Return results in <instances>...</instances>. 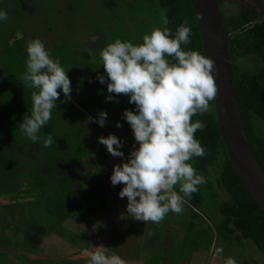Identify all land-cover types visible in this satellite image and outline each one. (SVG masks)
Masks as SVG:
<instances>
[{"label": "trees", "instance_id": "obj_1", "mask_svg": "<svg viewBox=\"0 0 264 264\" xmlns=\"http://www.w3.org/2000/svg\"><path fill=\"white\" fill-rule=\"evenodd\" d=\"M22 1L31 10L30 15L33 16L39 4L34 2L27 4V0ZM30 1L32 0L28 2ZM124 1L111 0L110 5L116 6ZM219 1L228 33H234L264 16L262 1L242 0V6L238 5L236 12L225 10V2L232 4V1L236 0ZM149 2L153 4L146 6L145 2V15L147 17L153 15L152 26L168 27L172 33H175L176 28L187 20L192 28L191 43L182 47L205 55L198 18L191 0H150ZM73 3L70 2L69 5ZM143 3L141 0H136V7L142 8ZM162 14H166L169 19L166 26L161 21ZM141 29L142 27L136 29V35ZM152 30L153 28L148 29L145 33H150ZM139 41L143 42V36ZM229 44L242 117L257 156L264 167V20L237 33L230 39ZM209 103L210 107L206 113H198L192 117L193 121L201 120L206 124L203 131L198 130L195 133L196 138L205 147L206 155L193 157L190 163L206 178L205 185H210L209 181L216 182L220 199L218 211L223 220L208 234L207 242L202 236L195 242L209 243L207 246L211 247L216 240L214 244L216 248L220 247V242L237 241L245 248L247 247L245 240L250 239L264 255V210L237 176L218 127L215 102L213 100ZM6 115L0 119V197L9 202L0 204V246L6 247L5 241L8 239L5 235L6 229L13 227L15 248L39 253L44 238L52 233L63 235V238L73 243L78 235L67 236L64 229L67 220L73 221L79 227L80 234L82 230L94 231L95 227H100L104 223L109 225L115 209L126 212L123 205L127 202V197L121 198L118 195L123 184L113 186L110 181L114 165L126 162L125 156L114 157L110 153L104 155L105 151L102 147L98 148L97 161L102 159L99 170L92 155L95 148L85 153L84 148L79 151L73 144L75 141H82L84 132L70 130L63 142H59L58 137H54V126L46 125L40 130V140L33 143L20 130L19 114L13 120L15 127L5 132V127L9 125ZM77 118L76 116L75 119L78 120ZM48 135L53 137V144L44 147L43 141ZM102 173H105L107 180L110 181L108 183L112 188L110 192L106 190L109 187L102 186ZM212 173L216 175L211 177ZM40 187L47 188L44 190L45 193L43 189L41 192ZM201 187L203 186L199 185L198 191L192 193L189 198L191 203L189 208L195 219L202 218L193 209L200 207L204 200ZM222 191L226 194L223 195ZM25 203H29V209L26 208ZM165 220L166 218H163L162 222L158 223L151 221L159 239L169 236L165 233L169 229ZM136 223L145 222L136 220ZM161 230L162 233L159 232ZM179 231L176 230L175 233ZM91 246L89 242L80 251L83 252ZM0 254L1 264H5L3 253ZM23 257L27 264H34L26 255Z\"/></svg>", "mask_w": 264, "mask_h": 264}, {"label": "rangeland", "instance_id": "obj_2", "mask_svg": "<svg viewBox=\"0 0 264 264\" xmlns=\"http://www.w3.org/2000/svg\"><path fill=\"white\" fill-rule=\"evenodd\" d=\"M28 1L27 4L31 2L39 4V8L33 13V16L30 15L31 10L22 0H0V9H4L8 13L7 19L0 21V119L7 114L9 121V125L4 129L5 132L15 127L13 120L18 117L17 114L20 115L18 120L20 123L25 114L30 115L28 107H31V93L34 89L25 86L21 76L26 70V44L30 39L38 37L44 42L46 48L51 50L52 57L58 58L66 70L70 69L67 74L73 88L72 99L63 102L64 95L61 93L57 108L52 110L51 119L46 124L54 126V137H58L59 142H63L70 130L75 129L74 132L77 131L78 133L84 132L82 141L86 144L80 140L72 142L79 151L84 148L85 153L95 148L92 155L97 168L100 170L102 159L97 161L96 151L102 147L105 151L104 155L109 152L106 146L98 141V137L113 133L123 141L122 151L127 159L135 143V138L133 130L129 123L123 119L122 113L126 108L135 109V104L129 103V97L125 94H118L113 101L106 100L108 95L107 84H101L97 79V75L104 72L99 52L117 38L131 40L133 43L139 44L140 37L144 36L148 29L157 28L152 26L153 15L152 17L145 15L146 6L153 3H150V0H141L144 3L142 8H138L136 7V0H130V2L125 0L116 6L110 5L111 0ZM73 1L76 3L74 4ZM258 1L263 2L261 5L264 9V0ZM70 2L73 5H69ZM145 2L147 3L146 6H144ZM241 3L242 0L232 1V4L227 1L225 2V10L236 12L237 6H242ZM140 27L142 29L136 35V29ZM93 35H98L99 39L92 41ZM89 49L93 50L94 55L89 54ZM101 110L108 113L105 126L101 127L95 122H87L88 116L97 117ZM76 116L78 120L75 119ZM117 121L122 123V127H116ZM214 175L216 174L212 173L211 177ZM101 177L103 178L102 186L109 187L106 190L110 192L112 190L108 184L110 181L107 180L105 173H102ZM209 183L210 185L202 184L201 193L204 199L202 204L197 209L193 208L201 215V219L193 218L189 208L191 205L189 198H185L182 212L179 214L169 212L165 215V221L168 223L173 221L174 227L180 224L175 228V232L180 230L179 233H175L176 235L172 237L159 239L155 234L154 227H152L153 224L149 221L144 223L148 227L146 230L149 236L147 234L145 237L137 236L136 242L133 244L131 238L135 236H131L125 230H119L115 233L112 231L127 224L125 217L127 211L123 213L121 209H115L111 216L112 222L109 225L104 223L100 227H95L94 231L85 232L82 230V233L79 234V227L73 221H65L64 226L66 228L64 229L67 236L71 234L72 237H76L78 235L73 243L63 238V235L59 234V236L52 233L44 238L39 253L16 249L15 236H13L14 229L7 227L6 247L0 246V252L3 253L2 258L5 260V264H27L23 255H26L34 264H86L90 253L95 250L93 248L95 244L83 252L79 250L89 242L93 244V242L100 241L99 244L109 247L111 252L119 254L126 261H132L136 256L137 259L145 262L136 261V264H149L147 262L159 264L158 261L168 262L171 259L172 264H181V255L190 253L192 248L197 246L198 242L195 240L202 236L207 242L211 228H215L216 224L223 220L218 211L220 199L216 182L209 181ZM40 189L42 192V189L44 191L47 188L40 187ZM176 189L178 191L179 184L176 185ZM47 194L51 193L47 192ZM222 194L225 195L226 193L222 191ZM181 195L183 194L181 193ZM8 202L9 200L0 197V204ZM110 202L113 205V201ZM25 206L30 208L29 203H25ZM127 219L130 220L131 218L127 216ZM141 231L142 229L138 227L136 234L138 235ZM201 231L203 232L200 233ZM159 232L162 233L163 230ZM165 233L168 234V231L166 230ZM104 237L106 238L102 240ZM245 242L247 247L251 249L250 251L264 261V255L257 245L250 239H246ZM238 243L237 241L231 243L225 241L220 242L219 246L223 248V253H244L246 249ZM129 248L133 254L128 253L130 252ZM76 252L82 254L75 255ZM81 256L82 258H80ZM77 259L79 260L77 261Z\"/></svg>", "mask_w": 264, "mask_h": 264}, {"label": "clouds", "instance_id": "obj_3", "mask_svg": "<svg viewBox=\"0 0 264 264\" xmlns=\"http://www.w3.org/2000/svg\"><path fill=\"white\" fill-rule=\"evenodd\" d=\"M7 16V11L0 9V21ZM161 21L168 25L166 14L161 15ZM191 32V25L184 20L175 33L168 27L154 28L143 36L142 43L117 38L99 52L104 72L97 79L107 84L106 100L113 101L118 94H125L129 103L135 104V109L126 108L122 113L133 130L135 143L126 162L114 165L110 181L113 186L123 184L118 195L127 197L126 215L145 224L158 223L169 212H182L185 198L206 183V178L189 163L193 157L206 155L205 147L195 136L206 124L193 121L192 117L209 110V102L217 98L218 87L214 59L182 47L191 43ZM91 39L96 41L99 36L93 35ZM26 52V70L21 80L34 91L28 107L30 115H24L19 127L23 135L37 143L61 93L63 102L71 101L73 88L67 74L70 69L66 70L58 58L52 57L40 38L30 39ZM89 54L94 55L92 49ZM107 115V111L101 110L97 117L88 116L87 122L103 127ZM116 127H122V123L117 121ZM98 141L112 156H125L123 141L117 135H102ZM52 144L53 137L48 135L43 146ZM222 253V247L213 251L214 256ZM86 264L136 262L126 261L100 244L90 253ZM223 264H237V260L228 256Z\"/></svg>", "mask_w": 264, "mask_h": 264}, {"label": "water", "instance_id": "obj_4", "mask_svg": "<svg viewBox=\"0 0 264 264\" xmlns=\"http://www.w3.org/2000/svg\"><path fill=\"white\" fill-rule=\"evenodd\" d=\"M191 3L198 18L204 54L215 61L214 79L218 95L214 102L218 127L230 162L242 184L264 210V167L242 117L229 44L237 33L263 21L264 16L234 33H228L219 0H191Z\"/></svg>", "mask_w": 264, "mask_h": 264}, {"label": "crops", "instance_id": "obj_5", "mask_svg": "<svg viewBox=\"0 0 264 264\" xmlns=\"http://www.w3.org/2000/svg\"><path fill=\"white\" fill-rule=\"evenodd\" d=\"M127 203H128V201L123 205L125 209H126ZM122 210H123V207H122ZM126 211H127V209H126ZM125 217H126L127 224H125V226H123L122 228L117 227L116 230L113 229L114 230V233L116 231H119V230H125L126 232H128L129 234H131V236H135V237H132L131 238L133 240V244L136 242L137 236H140V237L143 236V237H145L146 234L149 236L148 231L146 230L147 227H145L144 223L138 224V223H136V220L134 221L132 219H130V220L127 219V215H125ZM174 224L175 223L173 221H171V222H169L167 224V226L169 228L168 229V234H169L170 237H172L173 235H176L175 234V228L180 225V224H177V225H175L176 227H174ZM138 227H140V229H142V231L139 232V234L137 235L136 234V229H138ZM211 231H214V228L213 227L211 228ZM105 238L106 237L102 238V240H104ZM99 242L100 241L95 242L94 243L95 245L92 244V245H94L93 246L94 249H96V246L97 245H100ZM215 243H216V240H215V242L213 243V245L211 247H208L207 245H209V243L208 244L207 243L206 244H203V243H200L198 241L197 246L194 247V248H192V251L190 253H187V254H184L183 253L181 255V257H182L181 264H220V263L223 264L224 258H226L228 256L234 257L237 260V264H263V262H264L258 256L254 255L250 251L251 249L249 247H245V249H246L245 252L246 253L245 252L244 253L242 252L241 254L240 253H237V254H227V253L224 252L220 256H214L213 255V251L215 249V245H214ZM205 245H206V248H205ZM91 248H92V246H91ZM129 251L130 252H128V253L133 254V252H131L130 248H129ZM194 251H195V253H193ZM79 254L81 255L82 253H80V252H76L75 253V255H79ZM80 258H82V256ZM167 258H169V257H167ZM79 259H77V261ZM159 259H161V258H159ZM132 261H135V262L136 261H138V262H144L142 260L137 259L136 256H135V259L132 260ZM147 263L151 264V262H147ZM158 263L159 264H172V259L170 261H168V262H160V261H158Z\"/></svg>", "mask_w": 264, "mask_h": 264}]
</instances>
